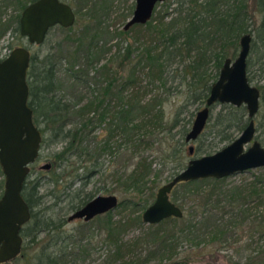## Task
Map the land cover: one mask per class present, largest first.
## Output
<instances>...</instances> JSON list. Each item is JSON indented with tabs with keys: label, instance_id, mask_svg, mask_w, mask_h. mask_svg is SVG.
Wrapping results in <instances>:
<instances>
[{
	"label": "trees",
	"instance_id": "obj_1",
	"mask_svg": "<svg viewBox=\"0 0 264 264\" xmlns=\"http://www.w3.org/2000/svg\"><path fill=\"white\" fill-rule=\"evenodd\" d=\"M35 1L0 0V40L8 34L13 39L6 46V56L22 45L19 15ZM61 1L78 16L77 36L67 35L63 40L73 49L57 47L41 60L31 55L27 77L29 107L42 136L38 160L41 152L56 144H61V149L46 155L51 160L46 174L52 187L47 194H40L39 179H31L32 172L28 174L22 197L31 219L21 231V254L8 264H264V175L239 184L229 182V178L179 184L171 194L178 189L190 200L186 215L156 226L142 223V212L155 198L153 187L158 178L154 173L153 181L149 180L152 163L142 153L152 151L154 143L170 134L193 105L203 108L225 59L236 58L241 37L249 34L251 2L262 16L257 36L263 47L259 69L264 70V0H175L169 12L170 0L161 4L165 9L162 14L155 8L146 25H135L125 32L109 31L106 24L118 0ZM126 17L119 18L124 22ZM103 28L108 37L102 41L106 36ZM128 36L130 42L124 43ZM107 55L104 64L96 68ZM59 60L65 61L72 102L58 96L62 89L57 78ZM248 68L247 61L251 83ZM82 88L90 96L79 94ZM260 90L263 97L264 85ZM178 97L183 98L182 104L166 114V104ZM84 99L87 101L82 104ZM192 118L179 132L181 141L190 131L186 125ZM207 124L208 131L199 138L213 136L220 143L232 142L234 133L247 127V112L244 107L221 105ZM101 126L104 133L92 137ZM102 136V141L97 140ZM182 146L178 139V149L167 159L176 162ZM120 149L129 154L128 160H137L130 171L118 177L122 200L112 212L68 230V220L56 217L59 201L70 196L74 183L89 185L102 171L101 157L118 155ZM200 153H205L201 146L194 149L193 156ZM149 183L152 186L146 187ZM3 184L0 169V196ZM144 189L149 191L146 197ZM53 192L62 194L55 197ZM48 197L54 199L53 204L42 208ZM91 199L90 195L78 200L72 212ZM170 201L183 212L185 204L177 194ZM134 231L135 236H130ZM244 235L255 246L242 260L236 256V247Z\"/></svg>",
	"mask_w": 264,
	"mask_h": 264
},
{
	"label": "water",
	"instance_id": "obj_2",
	"mask_svg": "<svg viewBox=\"0 0 264 264\" xmlns=\"http://www.w3.org/2000/svg\"><path fill=\"white\" fill-rule=\"evenodd\" d=\"M170 0H135L134 12L123 31L135 25H146L158 4ZM18 22L19 35L28 45L39 47L54 27L70 29L76 14L61 0H37L28 4ZM251 37L243 35L236 58L225 59L220 73L211 85L203 108L197 111L185 142L196 141L208 125L211 110L216 105L244 107L248 125L227 147L213 155L190 160L185 169L157 190L154 203L142 212V223L156 226L166 219H181L183 212L169 199L179 184L207 179H228L249 170L264 168V147L255 140V122L259 109L260 91L247 80V61ZM31 53L25 47L12 50L0 61V169L4 190L0 196V264H8L22 252V228L30 221V208L22 197L30 167L39 158L42 136L33 122L29 107L28 71ZM194 147L188 153L193 155ZM50 164L41 167L49 170ZM117 197L101 196L91 199L80 210L70 214L68 222L92 219L112 212L118 206Z\"/></svg>",
	"mask_w": 264,
	"mask_h": 264
},
{
	"label": "rangeland",
	"instance_id": "obj_3",
	"mask_svg": "<svg viewBox=\"0 0 264 264\" xmlns=\"http://www.w3.org/2000/svg\"><path fill=\"white\" fill-rule=\"evenodd\" d=\"M171 3H169L170 4L169 12L173 9V7H175L176 1L171 0ZM249 5H250L249 6V16H251V21L249 23L250 27L248 31L251 37H253L252 48H254V50H253V53H251L248 57V63H249L248 76L251 79V85L253 87H261L264 85V70L260 71L259 68L261 64L260 57L262 55L263 47H262L261 40H260L261 37L257 36V29L260 27L262 16L256 12L255 5L253 4V2L249 3ZM134 6H135V0L115 1V6L112 10L113 13L110 16L109 21L106 22V24L109 25L108 26L109 31L110 30L111 31L112 30L122 31V26L125 24V22L128 19L131 18L134 12L133 10ZM156 9H157L156 12H161V14L163 13V11H165V9L163 8V6H161V4L157 6ZM74 13H75V9H74ZM124 15H126L127 17L125 18V21L123 22L121 21V18L119 17L123 18ZM77 19H78V16L76 15V20ZM74 24L75 25L72 27V31L70 32H68L67 29H63V28L51 29L47 35L45 43L40 45L39 47L31 46V45L29 46L26 39L24 38L22 40V45H20L19 47L27 48L30 51L31 55H37L40 60L49 52L55 53V49H57V47L62 46L61 49L63 50L73 49L71 44H64L63 40L65 36L67 35L71 37L77 36V35L76 36L74 35L80 31V28H79L78 23L77 24L74 23ZM105 28L102 29V33H104V35L106 36L103 37L102 41L108 37L107 33H105L106 32ZM129 37L130 36L125 38L124 43L130 42ZM12 40L13 39L9 36V34L2 37V39L0 40V58L5 57L8 54L6 46L8 45L9 42H12ZM115 41H113V43ZM51 49L52 51H50ZM108 57L109 55L105 56V58L99 65L98 64L95 65L96 68L101 66V64H104V61ZM64 62L63 60L58 61L57 78L59 79L61 83V88H62L61 91L58 93V96L65 97V99H67L68 102H72L70 99L72 96L69 95V93L71 92H69V89L67 88L68 85L71 83L69 82V80L66 78V75L64 74V70L66 69L65 67L66 65ZM262 68L264 69V67ZM78 92L79 94H83L84 96L86 95L90 96L88 95V91L86 88L85 90H83V88L81 90L79 89ZM86 101L87 100L84 99V102L82 104L86 103ZM182 101H183V98L181 97L171 98L170 102L166 104L165 113L171 114L173 109L175 110L177 106L182 104ZM260 101L261 103H260L259 113L257 114V117L254 119V122H256L255 140L261 143V145L264 147V95L262 99H260ZM220 106L221 105L214 106V110L211 113L213 115V118L216 114H218V111L220 110ZM201 108L202 107L198 104L193 105V107L189 108V111L187 113L182 114L183 121H181L180 124L176 128L172 129V132L170 134L165 133L164 135H162L160 141L157 143H154V146L152 147L153 148L152 151H146L142 153V156L146 158L148 162L152 163L151 170H153V174L149 178V180L153 181L154 173L158 175V178H156L157 181L155 182V185L153 187L154 189L153 191L155 195L157 193V190L160 187L164 186V184L170 181V179L172 178L171 175L172 174L174 175V173L176 174L184 170L185 166L190 160H193L195 158H201L206 155H213L216 152L227 147V145L231 143L229 141H226L225 143H220L218 142V138L214 139L213 136H205V138L204 137L198 138L193 143H188V144L185 142V140L181 141V136L179 132L182 130L184 123L187 122V120L191 117V115L193 116L192 118V122H193V119L196 115L195 113L199 111ZM191 124L186 125L188 131L192 127ZM102 128L103 126L96 129V131L92 134V137L101 136L104 133ZM205 131L207 132L208 128L204 129V133ZM239 135L240 133H237V134L234 133L233 141L237 139ZM103 138L104 137L102 136V137L97 138V140L102 141ZM178 139H179V144L183 145L182 152L176 155L177 160L176 162L173 163L171 158L170 160L167 159V155L170 154L172 150L178 149L176 147ZM91 145H93V143H91ZM211 145H212V148H210ZM189 146L194 147V149L201 146L202 151H204L205 153L202 155L201 153L196 154L194 156L192 155L190 157L188 155ZM60 149H61V144H56L52 146L50 150H45L41 152L42 158H40L39 160L35 162L34 168H32L30 171V173L32 172L31 179H36V178L39 179V183L41 186L40 194H47V192L52 189V187L48 185L49 175L46 174L49 171L41 170L42 166L49 164L51 161L49 159H46L47 158L46 155H49L50 152L55 153L56 151H60ZM128 155L129 154H126L125 151L123 152V150L120 149L118 155H110V156L105 155L101 157V161L104 164L102 167L101 173L94 176V178L90 180L89 185L85 187H83L80 184L74 183L71 188L72 191H71L70 196L67 197V199H65L64 196L62 195L63 196L62 202L59 201L57 205L58 207H56V211H57L56 217H62V218H65V220H68V218L70 217V214L72 213V210H71L72 205H77L78 200L80 201V199H84V198L86 199V196H90V195L92 198L114 195L117 197L118 202H120L122 200V192H121L122 189L120 188L119 183L117 182L118 177H121L122 174H125L126 172L130 171V169L133 167L132 164H134L137 161L134 159L128 160L129 158ZM178 162L179 164L183 165L182 168H178V169L174 168V166L179 165ZM260 175H264V168H260L258 170H249V172H246V173H239V175H234V176L229 177L228 180L229 182H233L234 184H239L240 182H249V180H253L254 177H260ZM150 186L152 185L149 183L147 184L146 187H150ZM79 188L80 189L83 188V189H81L79 193H73V191ZM177 190L174 192V194H170L169 199L172 200L175 194H177L179 201L185 204L183 214L186 215L188 207H191L192 203L190 202V200L183 198L182 197L183 195L179 193L180 192L179 190L178 191ZM143 191H144L143 194L146 197L149 191L147 189H144ZM60 194L62 193L53 192V196L55 197H58ZM154 199L155 198H153L150 201L149 206L154 203L153 202ZM53 202H54V199L52 197H48L47 199L44 200V204L42 205V208H46L48 207V205H52ZM81 222L83 221L82 220L81 221H78V220L70 221L66 225V228L70 230V228H73L74 226L80 224ZM135 234H136V231L130 233V236H135ZM40 236L42 237V235ZM256 239H258L257 236L255 237V240ZM241 240L242 241L236 247L238 251L237 252L238 254H236V256L238 257V259L243 260L247 255L253 252L252 248H254L255 244L251 245V240H249V238L246 235L241 236ZM259 244H262V242H260ZM248 246H250V248H248Z\"/></svg>",
	"mask_w": 264,
	"mask_h": 264
},
{
	"label": "flooded vegetation",
	"instance_id": "obj_4",
	"mask_svg": "<svg viewBox=\"0 0 264 264\" xmlns=\"http://www.w3.org/2000/svg\"><path fill=\"white\" fill-rule=\"evenodd\" d=\"M158 5H160V4H158ZM250 37H251V35H250ZM251 42L253 41V37H251ZM251 84V83H250ZM255 88H257L259 91H260V97H259V109H260V103H261V101H260V99H261V97H262V90H260V87H255ZM259 109H258V111H259ZM259 113V112H258Z\"/></svg>",
	"mask_w": 264,
	"mask_h": 264
}]
</instances>
